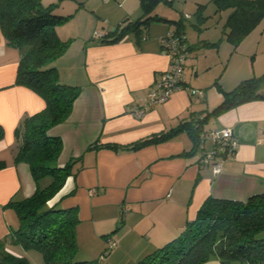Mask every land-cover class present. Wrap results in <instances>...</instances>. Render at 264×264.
<instances>
[{
    "label": "crops",
    "instance_id": "1",
    "mask_svg": "<svg viewBox=\"0 0 264 264\" xmlns=\"http://www.w3.org/2000/svg\"><path fill=\"white\" fill-rule=\"evenodd\" d=\"M165 1L160 0L151 15L182 22L186 0ZM48 3H57L55 14H71L55 27L61 40L71 41L53 64L62 83L79 87L67 119L47 131L62 141L57 166L76 159L72 174L49 205L77 208L76 238L83 260L101 256L105 237L111 235L117 245L99 264H134L177 237L208 197L246 201L252 195L264 194V98L242 102L204 121L208 123H203L202 130L230 127L238 141L235 153L226 158L219 173L198 161L200 151L189 153L192 140L185 131L137 149L107 146H126L189 119L192 112L204 114L221 102V89L231 90L244 77L254 75L251 73L256 68L251 61L241 73L233 64L227 73L236 49L224 35L202 40L218 41L211 47L200 43L199 36L193 42L185 37L191 48L185 60L184 83L166 101L149 105L143 116L135 117L129 107L143 104L152 83L170 68L161 39L175 32V24L151 20L141 39L130 31L114 42L101 43V37H94L96 31L111 33L126 21L141 17L140 0ZM22 54L7 44L0 28V125L4 132L0 159L6 162L0 169V253L19 256L25 253L23 248L7 238L18 223L7 203L32 194L35 182L28 164L14 161L20 144L15 129L23 116L45 106L39 94L15 83ZM260 56L262 63L264 49ZM217 79L219 85L214 83ZM187 87L203 93L190 94ZM203 146L209 150L212 143L206 139ZM200 264L221 262L212 258Z\"/></svg>",
    "mask_w": 264,
    "mask_h": 264
},
{
    "label": "trees",
    "instance_id": "2",
    "mask_svg": "<svg viewBox=\"0 0 264 264\" xmlns=\"http://www.w3.org/2000/svg\"><path fill=\"white\" fill-rule=\"evenodd\" d=\"M159 1L140 0L141 17L134 21H126L111 33L98 32L101 34L99 42H114L130 31L141 39L144 29L151 20H164L175 26L179 24L171 34L177 36L180 42L187 46L189 54L191 46L186 43L181 21L151 15ZM213 2L216 11L230 9L222 33L234 48L264 19V0H213ZM56 6L57 3L44 5L42 0H0L1 31L8 45L23 51L17 65L15 83L31 88L45 101V106L41 110L23 116L15 129L20 144L14 161L28 164L35 182V190L23 199L8 201L7 204L17 215L18 223L9 231L7 238L13 245L23 249L39 250L44 264H95L94 260L75 258L78 250L77 208H61L56 203L49 205L51 198L72 174L76 159L69 160L63 166H57L56 160L62 149V141L60 137L48 135L47 131L67 119L73 101L79 94L78 86L59 80L53 64L71 41L61 40L55 32V27L71 16L55 14ZM202 6L200 5L198 10ZM197 15L198 18H203L200 11H197ZM204 44L217 46L218 41H205ZM262 82L264 74L241 80L228 91L219 87L223 98L212 110L204 114L197 111L196 115L192 112L189 119H182L165 131L126 146L116 144L107 146L137 149L149 143L167 140L185 131L192 140L189 153L194 154L198 150L201 154L200 146L206 139L201 140L199 135L201 132L209 131L202 130L204 121L242 102L264 98V92L258 90L264 87ZM214 83L219 85L218 79ZM3 133L0 125V138ZM5 166V160L0 159V169ZM47 175L51 176L52 180L41 186L42 178ZM212 258H217L221 264L234 262L264 264V194L252 195L246 201L208 197L198 209L196 217L186 222L177 237L144 255L134 264H200ZM0 264L31 263L23 255L2 251Z\"/></svg>",
    "mask_w": 264,
    "mask_h": 264
},
{
    "label": "rangeland",
    "instance_id": "3",
    "mask_svg": "<svg viewBox=\"0 0 264 264\" xmlns=\"http://www.w3.org/2000/svg\"><path fill=\"white\" fill-rule=\"evenodd\" d=\"M49 1L50 0H45L44 3L43 2L42 3L44 5H48ZM172 1L177 3V0H172ZM200 5H203V6L201 7V9L198 10V7ZM197 11L202 12L203 18H198ZM184 12L189 13L191 16L190 19L182 18L183 20L181 23H182L183 30L185 32V34H184L185 37L190 42H193L196 40V36H199L200 43H204L202 41L204 38H210L211 40H217V38L223 36L222 28H223L224 22L227 18V15L230 12V9H223V10L216 11V6H215L213 0H186V7L184 9ZM194 24H197L200 28L196 27ZM178 25H176L175 27H177ZM96 32H99V31H96ZM212 38H214V39H212ZM223 41H225V40H223ZM227 43H229V42H227ZM230 45L232 46L233 49H236V51L232 55L231 61L229 63L230 66H228V68H227V73H230V70H231L230 67L232 64L234 65V67L238 66V69L240 72V69L243 68L244 65H246L247 61H249V62L251 61V63H253V65L256 69H255L254 73H251L254 75H251L250 77H252V76L258 77V76H261L262 74H264V62L259 63L260 62L259 60L261 57L260 51L262 49H264V19H262L249 32V34H247V36L237 46H235V48L233 47L232 44H230ZM205 46H203V47H205ZM207 48L208 47H205L204 49H207ZM201 51H203V50H201ZM244 69H245V67H244ZM235 71H236V69H235ZM245 78L246 77H244V79ZM247 78H249V77H247ZM262 84H264V82H262ZM258 90H259V92H264V88H259ZM207 123L208 122H205L204 124L207 125ZM51 180H52L51 176H49V175L44 176L40 182V185L45 186ZM78 245L80 247V244H78ZM83 246H86V245L84 244ZM105 246H106V244H105ZM23 251L25 252L23 254V256H25L31 264H44V259H43L42 253L39 250H37L35 248H26V249L24 248ZM104 252H105V255L109 254L111 252V249L107 250L105 247L103 249V251L101 252V256L99 254H97L95 257H91L87 260H94L95 264H99V262L103 261L102 259L104 257H106V256H104ZM82 256H83L82 250H78L76 255H75V258H76V260H83V258H85V257H82ZM92 258H95V259H92ZM233 264H238V263L234 262Z\"/></svg>",
    "mask_w": 264,
    "mask_h": 264
},
{
    "label": "built area",
    "instance_id": "4",
    "mask_svg": "<svg viewBox=\"0 0 264 264\" xmlns=\"http://www.w3.org/2000/svg\"><path fill=\"white\" fill-rule=\"evenodd\" d=\"M184 18H190L188 13H184ZM98 32L94 33V37H100ZM162 51L170 59V68L165 71L161 78L152 83L147 97L143 104H135L129 107V112L135 117L144 115L146 108L151 104L162 103L166 101L172 92L182 86L184 82V63L188 55L187 46L180 42L175 35H168L161 39ZM190 94L201 95L202 89L187 87ZM201 140L208 139L212 143L209 150H205L201 144V154L199 161L202 164L211 166L213 173H219L226 158L235 153L238 146L237 138L230 127H223L220 129H210L207 132H201L199 135ZM106 249L110 250L117 245V241L111 236L107 235ZM105 255V252H104Z\"/></svg>",
    "mask_w": 264,
    "mask_h": 264
}]
</instances>
